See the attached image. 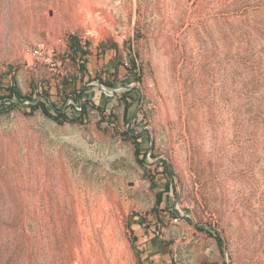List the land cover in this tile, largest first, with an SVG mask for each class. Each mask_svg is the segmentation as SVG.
<instances>
[{"label": "rangeland", "instance_id": "obj_1", "mask_svg": "<svg viewBox=\"0 0 264 264\" xmlns=\"http://www.w3.org/2000/svg\"><path fill=\"white\" fill-rule=\"evenodd\" d=\"M0 264H264V0H0Z\"/></svg>", "mask_w": 264, "mask_h": 264}, {"label": "built area", "instance_id": "obj_2", "mask_svg": "<svg viewBox=\"0 0 264 264\" xmlns=\"http://www.w3.org/2000/svg\"><path fill=\"white\" fill-rule=\"evenodd\" d=\"M66 41L68 40L65 39V47L69 50V44ZM58 42H63V39L58 40ZM27 54L44 64L53 73H61L67 65V60L64 59L62 53L43 40L31 44L28 47ZM182 215L175 217L174 221L178 222Z\"/></svg>", "mask_w": 264, "mask_h": 264}, {"label": "trees", "instance_id": "obj_3", "mask_svg": "<svg viewBox=\"0 0 264 264\" xmlns=\"http://www.w3.org/2000/svg\"><path fill=\"white\" fill-rule=\"evenodd\" d=\"M83 53V56H85V52L82 51ZM84 97V94L80 95L79 99L77 101H79L80 105H79V108L81 109H78V113L79 114H85L87 111H88V106L86 105V103H82V99ZM50 114V112H47ZM50 116H52L54 119L58 120V121H63V120H68L69 118L65 115V114H62L60 110H56V112H54V114H50ZM63 119V120H61ZM71 121H74V120H71Z\"/></svg>", "mask_w": 264, "mask_h": 264}]
</instances>
